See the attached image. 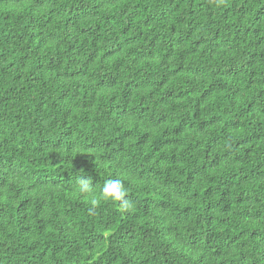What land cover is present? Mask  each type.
I'll return each instance as SVG.
<instances>
[{
  "label": "trees",
  "instance_id": "obj_1",
  "mask_svg": "<svg viewBox=\"0 0 264 264\" xmlns=\"http://www.w3.org/2000/svg\"><path fill=\"white\" fill-rule=\"evenodd\" d=\"M0 264H264V0H0Z\"/></svg>",
  "mask_w": 264,
  "mask_h": 264
},
{
  "label": "clouds",
  "instance_id": "obj_2",
  "mask_svg": "<svg viewBox=\"0 0 264 264\" xmlns=\"http://www.w3.org/2000/svg\"><path fill=\"white\" fill-rule=\"evenodd\" d=\"M94 177L91 174H80L75 177V191L82 197H87L91 207L89 212L93 213L95 209L101 206L102 202L116 204L119 203L124 210L133 208V201L128 198L129 189L119 178H107L102 186H93Z\"/></svg>",
  "mask_w": 264,
  "mask_h": 264
}]
</instances>
